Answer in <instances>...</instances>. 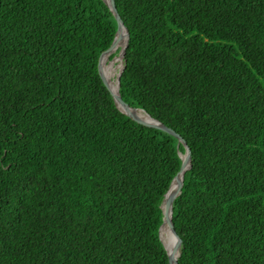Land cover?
I'll list each match as a JSON object with an SVG mask.
<instances>
[{"label": "trees", "instance_id": "trees-1", "mask_svg": "<svg viewBox=\"0 0 264 264\" xmlns=\"http://www.w3.org/2000/svg\"><path fill=\"white\" fill-rule=\"evenodd\" d=\"M115 3L122 98L191 150L178 263L264 264V0ZM117 28L104 0H0V264H170L185 147L116 105Z\"/></svg>", "mask_w": 264, "mask_h": 264}, {"label": "water", "instance_id": "water-1", "mask_svg": "<svg viewBox=\"0 0 264 264\" xmlns=\"http://www.w3.org/2000/svg\"><path fill=\"white\" fill-rule=\"evenodd\" d=\"M107 5L109 6L111 12L113 13V15L115 16L116 20H117V23H118V28H117V31H116V35H115V38L113 40V42L111 43V45H109L108 47L104 48L100 55H99V59H98V68H99V73L101 75V78L103 79L105 85L107 86V88L109 89V91L111 92L113 98H114V101L116 103V105L118 106V108L124 112L125 114H127L128 116H130L133 120H135L136 122L140 123V124H143V125H146V126H149V127H155V128H160L174 136H176L179 140V143H182L185 147V152L182 153V152H179L181 158H182V164H181V167L179 169V171L177 172V174L175 175V177L173 178L171 184H170V187L168 189V191L166 192L164 198H163V202H162V209H163V222L161 224V227H160V238L161 240L163 241L162 239V236H161V228L163 225H165L169 231H171V233L174 235V241H173V245L171 247V249H167V247L165 246L164 244V241H163V244L167 250V253H168V256H169V263L170 264H179L178 263V256L180 254V245H181V238L180 236L178 235L175 227H174V224H173V221H172V212H173V202L175 200V198L181 193L182 191V187H183V184H184V175H185V172L186 170L191 166V150L187 144V141L185 140V138L180 134L178 133L177 131H175L173 128L163 124L161 121H159L158 119L152 117L147 111H145L143 108H138V107H133L131 106L130 104H128L121 96V93L119 91V84H120V74L124 68V65H122V68L120 69L118 75H117V78H116V81H117V90H114L112 88V86L109 84L105 74L103 73V70H102V54L104 53V51H109V52H112L114 50H116L118 48V44H119V41L116 39L117 38V35H122V30H126V43L124 46L121 47V58H122V61H123V56L125 54V49L127 47V43H128V38H129V31H128V28L127 26L125 25L119 11H118V8L116 6V3H115V0H104ZM133 109H140V110H143L146 114H147V117L145 116H141L139 114H135L132 112ZM180 175V180H179V184H178V187L171 192V186H172V183L173 181L175 180L176 177H178ZM179 248V254L177 257H175L173 255L174 251L176 250V248Z\"/></svg>", "mask_w": 264, "mask_h": 264}, {"label": "bare ground", "instance_id": "bare-ground-1", "mask_svg": "<svg viewBox=\"0 0 264 264\" xmlns=\"http://www.w3.org/2000/svg\"><path fill=\"white\" fill-rule=\"evenodd\" d=\"M121 33H122V35H119L118 34L117 35V38H116L119 41V44H118L119 48H117V50L120 49V46L122 47V46L125 45L126 39H127V37H126V30L125 29L122 30ZM109 53H110L109 51H107V50L105 51V53L102 56V63H104L105 60L108 58ZM111 76H112V74H110V73H107L106 74V78H107L109 84L112 86V88L114 90H117V87H118L117 81L116 80H113ZM132 112L135 113V114H139L141 116L147 117V114L143 110L133 109ZM179 180H180V175L178 177H176L175 180L173 181L172 186H171V189H170L171 192L174 191L178 187ZM161 236H162V239L164 241L165 246L167 247V249L170 250L171 247H172V245H173V241H174V238L175 237L171 233V231L168 230V228L165 225H163L162 228H161ZM178 254H179V248L177 247L176 250L174 251L173 255L175 257H177Z\"/></svg>", "mask_w": 264, "mask_h": 264}, {"label": "rangeland", "instance_id": "rangeland-1", "mask_svg": "<svg viewBox=\"0 0 264 264\" xmlns=\"http://www.w3.org/2000/svg\"><path fill=\"white\" fill-rule=\"evenodd\" d=\"M119 48V46H118ZM112 54H115L113 57L111 56ZM123 65V61L121 58V46L120 49H116L112 52L109 53L108 58L105 60V62L102 64V70L103 73L106 74L110 73L112 74V79L116 80L117 75L120 71V69L122 68Z\"/></svg>", "mask_w": 264, "mask_h": 264}]
</instances>
